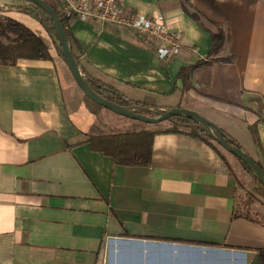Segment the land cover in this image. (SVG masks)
<instances>
[{
    "label": "crops",
    "instance_id": "1",
    "mask_svg": "<svg viewBox=\"0 0 264 264\" xmlns=\"http://www.w3.org/2000/svg\"><path fill=\"white\" fill-rule=\"evenodd\" d=\"M121 1L161 13L180 51L163 62L129 28L69 19L84 77L128 105L194 110L264 166V0ZM11 10L47 46L48 28ZM48 53L0 63V264H252L264 206L246 200L252 179L236 159L247 188L205 143L153 129L148 166L115 164L87 142L99 112L60 52ZM199 60L183 94L178 73Z\"/></svg>",
    "mask_w": 264,
    "mask_h": 264
},
{
    "label": "trees",
    "instance_id": "2",
    "mask_svg": "<svg viewBox=\"0 0 264 264\" xmlns=\"http://www.w3.org/2000/svg\"><path fill=\"white\" fill-rule=\"evenodd\" d=\"M44 1L56 12L58 17L60 18L64 26L67 38H68L70 50L75 60H77L76 56L73 53V48L74 46L79 47V45L74 41L73 35L70 29L60 17L58 7H57L58 4L56 5L55 2L52 0H44ZM34 5L35 7L43 10L36 4ZM186 11L188 12V10ZM188 13L193 18L196 17L195 14L190 13V12ZM48 18L50 20L49 15H48ZM8 21L11 23L9 25H12L17 30V38L13 39L11 43H7V44L2 43L0 41V63L14 64L18 58H30V59L50 58L49 53L46 49V46L40 36H38L36 33L31 31L26 25H24L23 23L19 21L13 20L11 18H9ZM52 28H53V25H52ZM223 40H224V35L221 30H219L217 33H211L210 49L207 53V57H210L211 55L217 52ZM60 55H61V52H60ZM206 62H207L206 60H199L192 65L184 66L181 68L180 72L178 73V77L182 81V93L183 94L186 93V91H188L192 87L189 81V76H190V72L192 71V69L197 66L203 65ZM85 78L87 82L89 83V85L91 86V88L94 91L100 93L101 95H102L101 92L106 93L107 91H109L112 94H115V92H113L112 90L108 88H104V86L100 84H97L95 80L89 78L88 76H85ZM106 98L112 101H115L116 103L121 104V105H128V103L125 102L124 100H116L113 97L111 98L106 97ZM85 102L87 106H89V108L93 110V112H96L93 106L102 108V106L91 101L86 96H85ZM135 105H138V104H135ZM144 114H149V113L145 112ZM134 121L135 122L133 124H130L123 129L113 130V129L106 127L103 124V122H100V119H98L97 123L94 124L90 128V130L87 132V142L90 148L93 150L99 151L104 155L111 157L115 164H120V165H125V166H148L151 162V157H152L153 138L157 131L151 130L148 127L150 125L148 123H143L138 120H134ZM165 121L168 123V126L166 129H162L160 131L171 132V133H184L193 139H197L205 143L206 145L211 147L213 150H215L217 154H219V156L222 158V160L226 164L231 177L235 180L237 185L240 187H244L243 181L239 178L238 174L236 173L235 167L233 163L227 157V154H224L221 151L222 147L208 134V132L199 123L185 116H170ZM223 132L233 144L239 146V144L235 142L234 140H232L226 134L225 131ZM224 151L226 150L224 149ZM226 153H229V152L226 151ZM236 159L239 162H241V164L245 167V169L252 176H254L252 172L247 168V166L240 159L238 158ZM257 164L259 163L257 162ZM259 165L261 166V164ZM262 167L264 168V166ZM252 264H264V249H261L257 252Z\"/></svg>",
    "mask_w": 264,
    "mask_h": 264
},
{
    "label": "water",
    "instance_id": "3",
    "mask_svg": "<svg viewBox=\"0 0 264 264\" xmlns=\"http://www.w3.org/2000/svg\"><path fill=\"white\" fill-rule=\"evenodd\" d=\"M24 1L36 4L49 15L60 46L61 56L65 60L76 83L88 99L120 116L148 124L163 122L170 116L188 117L199 123L222 148L233 154L236 158L240 159L252 172L255 178L264 186V168L257 164V162L240 146L233 144L225 133L217 126V124L208 120L196 111L180 106L160 109L157 107L154 108L135 104L121 105L94 91L82 74L70 50L64 26L56 12L44 0ZM145 112L149 114H144Z\"/></svg>",
    "mask_w": 264,
    "mask_h": 264
},
{
    "label": "built area",
    "instance_id": "4",
    "mask_svg": "<svg viewBox=\"0 0 264 264\" xmlns=\"http://www.w3.org/2000/svg\"><path fill=\"white\" fill-rule=\"evenodd\" d=\"M57 7L64 22H106L133 30L160 61L168 62L180 51V41L161 13L127 12L121 0H58Z\"/></svg>",
    "mask_w": 264,
    "mask_h": 264
},
{
    "label": "rangeland",
    "instance_id": "5",
    "mask_svg": "<svg viewBox=\"0 0 264 264\" xmlns=\"http://www.w3.org/2000/svg\"><path fill=\"white\" fill-rule=\"evenodd\" d=\"M0 2H3V5H0V41L2 43H5V44L11 43L13 39L17 38V30L12 25H9L11 23L8 21V19L11 17H9V15H6L4 13L6 10L12 11L11 9L15 8L20 12H24L36 18L41 23H43L45 27L48 28L49 36H46L45 38V42H47V46H46L47 51H48V48L51 46H54V48H56V50L58 51L60 50L59 49L60 46L56 38L55 31L52 28V23L49 20L48 15L43 10L35 7L33 3L24 1V0H0ZM101 93H102V96L111 98V96H109L108 94L103 93V92ZM93 108L95 109L96 112H99L100 122H103V124L110 129L120 130L135 122L134 120L122 117L103 107L101 108V107L93 106ZM167 126H168V123L166 121H163V122L156 123V124H150L148 127L151 130H153V129H166ZM221 151L224 154H227V157L229 159H232V160L236 159L235 156L229 153H226L224 149L221 148ZM236 161H237V164L241 166V169L243 170V172L248 174L250 178L252 179L251 181L252 183L248 186V189L246 190V193H245L246 200L250 203L257 204L258 206H264V186L245 169V167L241 164V162H239L237 159ZM241 188H247L245 183H244V187H241Z\"/></svg>",
    "mask_w": 264,
    "mask_h": 264
}]
</instances>
